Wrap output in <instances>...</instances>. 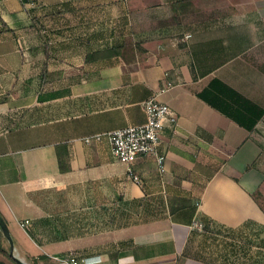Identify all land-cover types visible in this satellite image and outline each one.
Listing matches in <instances>:
<instances>
[{
	"label": "crops",
	"instance_id": "crops-1",
	"mask_svg": "<svg viewBox=\"0 0 264 264\" xmlns=\"http://www.w3.org/2000/svg\"><path fill=\"white\" fill-rule=\"evenodd\" d=\"M151 96L178 117L162 167L121 163L108 133ZM263 148L264 0H0V214L36 263L66 264L29 197L63 178L94 224L73 241L89 264H264Z\"/></svg>",
	"mask_w": 264,
	"mask_h": 264
},
{
	"label": "rangeland",
	"instance_id": "rangeland-1",
	"mask_svg": "<svg viewBox=\"0 0 264 264\" xmlns=\"http://www.w3.org/2000/svg\"><path fill=\"white\" fill-rule=\"evenodd\" d=\"M259 163L264 168V148L262 150ZM71 185L72 183L69 179L62 178V179L53 180L50 183L42 184L39 185L38 187L33 188L31 193L29 194L30 195L29 197L35 203L40 204L41 209L40 208L37 209L38 210L36 211L37 213L33 212L31 216L37 217L35 220L45 225V227H42V229L44 230L49 229L47 228L49 226L47 220L53 219L55 223L54 226H56L57 230L60 231L61 238L64 236L63 238L66 239V243H68L67 245H69L68 247L69 249H66L65 251L54 252L52 254V257L54 259L60 260V258H65L72 254H75L79 258H85L88 261L86 256L89 253L88 247L87 248L82 247L83 254H79L78 249L76 250L73 248V241H74V235H78L79 232H81L82 238L84 233H85L84 234L85 238H89V236L92 234L94 235L93 230H89L92 229L94 224H92L90 220L85 221V218L87 217V216L85 217V214L87 211L83 209L85 206L84 201H81L78 199V197H76L78 193L74 192ZM79 213L81 214L80 215L81 219L79 218ZM27 220L29 222V219ZM87 223L92 224L91 227L90 225L87 226ZM50 230L52 229H49V232ZM107 230L108 228L105 229L106 232ZM199 233L206 234V232H202V230H200ZM108 234L109 233H107V235ZM38 238H40L41 241H44L42 237H38ZM202 238L203 237H201L200 242H202ZM205 238L208 240V242L206 243L209 244L211 253L208 255L207 254L204 255L209 256L210 258L216 260L217 250L220 248L222 249V247H218V245L220 244V241L218 240V236L206 234ZM1 240L6 250H8L9 253H11L13 256L20 258L22 261H24L27 264H41L40 262L36 263L35 261L36 259L34 258L33 255L34 252L37 251L40 252V249L35 248V251L31 250V252L30 251L26 252L25 250L17 247L14 244V241H13V245L11 246L8 239L3 233H1ZM36 242L38 244H41V242L39 241ZM91 249L94 248H89V250ZM84 250L87 252H85ZM199 251L200 254L203 253L201 246ZM0 264H19V263L15 259L14 260L9 259L6 255L0 253Z\"/></svg>",
	"mask_w": 264,
	"mask_h": 264
},
{
	"label": "built area",
	"instance_id": "built-area-1",
	"mask_svg": "<svg viewBox=\"0 0 264 264\" xmlns=\"http://www.w3.org/2000/svg\"><path fill=\"white\" fill-rule=\"evenodd\" d=\"M143 106L145 122L126 125L108 133L111 153L117 161L124 164L132 162L139 156H151L158 166L162 167L165 154L160 151V146L166 133L175 129L178 117L169 104L157 100L154 96L144 100ZM132 178L136 183H141L139 176L133 175ZM27 222L25 219L20 225L24 228ZM192 228L203 230L204 226L201 222L194 221ZM60 260L66 264H89L85 258H79L75 254Z\"/></svg>",
	"mask_w": 264,
	"mask_h": 264
},
{
	"label": "water",
	"instance_id": "water-1",
	"mask_svg": "<svg viewBox=\"0 0 264 264\" xmlns=\"http://www.w3.org/2000/svg\"><path fill=\"white\" fill-rule=\"evenodd\" d=\"M0 229L2 231V233L6 236V238L8 239L10 245H13V239L11 237V234L9 232L8 226L4 220V218L2 217V215L0 214ZM11 254V253H10ZM12 255V254H11ZM12 257L19 263V264H27L24 261H22L20 258H17L15 256L12 255Z\"/></svg>",
	"mask_w": 264,
	"mask_h": 264
},
{
	"label": "trees",
	"instance_id": "trees-1",
	"mask_svg": "<svg viewBox=\"0 0 264 264\" xmlns=\"http://www.w3.org/2000/svg\"><path fill=\"white\" fill-rule=\"evenodd\" d=\"M170 19H172V20L175 19V15H174L172 18H170ZM96 56H97V54H96V53H93V54H89V55H87L86 57H87L88 59H91V58H94V57H96ZM65 167H66L65 164H63L62 162H60V169L64 170ZM1 233H2V231H1V229H0V253L6 255L9 259H13V260H14V258L11 256V254L9 253V251L6 250L5 246H4L3 243H2V240H1Z\"/></svg>",
	"mask_w": 264,
	"mask_h": 264
}]
</instances>
